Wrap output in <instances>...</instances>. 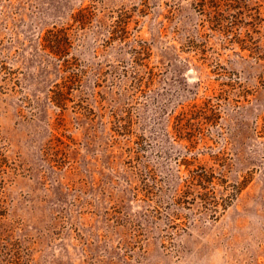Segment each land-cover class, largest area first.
<instances>
[{"label": "rangeland", "instance_id": "1", "mask_svg": "<svg viewBox=\"0 0 264 264\" xmlns=\"http://www.w3.org/2000/svg\"><path fill=\"white\" fill-rule=\"evenodd\" d=\"M211 1L0 0V264H264V0Z\"/></svg>", "mask_w": 264, "mask_h": 264}, {"label": "trees", "instance_id": "2", "mask_svg": "<svg viewBox=\"0 0 264 264\" xmlns=\"http://www.w3.org/2000/svg\"><path fill=\"white\" fill-rule=\"evenodd\" d=\"M218 1L217 0H212L210 6L213 8L212 10L214 11L215 16H219L220 15V10L219 9H214L215 7H217L216 3ZM214 3V4H213ZM55 49L52 50V52L54 53V55H58L61 54V45H55L54 47ZM5 157L3 156L2 152L0 151V187H1V181H2V175L4 174V170H5ZM3 215V210L1 209L0 206V225H1V218Z\"/></svg>", "mask_w": 264, "mask_h": 264}]
</instances>
